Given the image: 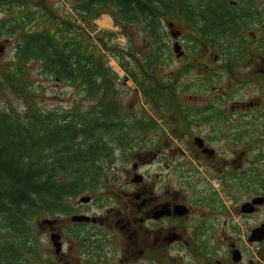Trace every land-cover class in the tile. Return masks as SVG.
Segmentation results:
<instances>
[{"label": "trees", "instance_id": "trees-1", "mask_svg": "<svg viewBox=\"0 0 264 264\" xmlns=\"http://www.w3.org/2000/svg\"><path fill=\"white\" fill-rule=\"evenodd\" d=\"M240 1L239 8L230 5V0H77L72 7L85 25L103 13L110 14L120 29L141 25L140 46L123 51L121 58L126 62L121 60L120 65L156 111L166 113L171 108L184 111L177 81L164 82L157 76L159 56L170 54L161 37L166 11L179 7L188 24L194 25L199 18L201 25L193 33L203 42L197 48H219L226 65L230 49L239 42L241 22L250 13V3ZM11 2L0 0V12L7 16L0 20V34L7 31L16 40L12 62L0 68V92L11 88L22 94L25 107L0 111V264H18L17 252L26 245L33 218L41 211L64 212L65 195H77L89 185H97L106 160L112 163L108 139L122 144L129 136L116 91L119 77L94 47L92 37L77 28L65 30L60 25L65 22L62 17H58L59 26L54 27L50 20V25L39 23L33 29L39 18L58 16L53 8L46 0H38L35 11L23 4L11 6ZM229 36L234 40L230 42ZM102 45L118 58L105 42ZM130 58L138 72L130 66ZM31 60L41 62L45 76L78 87L90 109H41L30 93L33 82L24 77ZM141 121H133L132 130H146ZM6 233L10 236H4Z\"/></svg>", "mask_w": 264, "mask_h": 264}, {"label": "rangeland", "instance_id": "rangeland-1", "mask_svg": "<svg viewBox=\"0 0 264 264\" xmlns=\"http://www.w3.org/2000/svg\"><path fill=\"white\" fill-rule=\"evenodd\" d=\"M11 1V6L23 4L24 8L28 6L27 8H30L32 11L38 9L36 6L38 0ZM76 1L46 0V3L53 8V11L58 16H50L52 19L48 17L39 18L35 22L33 29L39 27V23H47V25H50V20L53 24H56L54 27L59 26L57 25L58 17H62L65 22L60 25H64L65 30L68 28H77L82 34L86 33L89 38L92 37L94 47H97L106 56L108 65L111 66L119 77L116 84V91L117 96L119 95L121 99L122 113L125 119L123 125L128 128L125 130L129 136L122 144H118L113 139H108V146L112 151L110 152L112 163L110 164L106 160L105 166L101 169V175L97 177L98 184L95 186L92 184L91 187L89 185L85 191L77 195H65L68 199L65 202L67 206L64 212L41 211L38 213L31 221L30 225L33 227H30L31 232L26 233L25 240L29 234L34 243L38 241L44 244L46 242L51 243L49 234L47 232H41L40 224L44 218L51 221L52 224L55 223L54 219L58 218L59 223L62 225L61 230L65 234L63 242L67 250L70 244V236L68 233H65L66 231L63 229V226L71 222L70 218L73 213L82 214L84 211V206L78 205L81 197H88L87 195H134L141 191L149 192L150 188L154 185L161 186L164 181H166L171 195H184L185 193L197 191L205 193L199 196L203 200H205L204 195H209L210 192L218 195H221L223 191L225 192V190L219 188V184L222 182L224 189L228 190L229 187L232 192L234 191L235 200L230 203L225 195L222 194L219 196L222 202H218L219 205L215 217L218 219L219 224L228 223L230 217L237 219L238 217L234 214L233 209L234 203L242 202L250 195L249 191L244 189V185L251 180L252 176H258V174L248 173L254 167L258 171L259 166L257 165L247 169L248 173L246 174L247 178L245 179L244 185L240 189H237L233 188L235 182L228 178H231L230 173L233 169H238V160L243 158L244 153L233 152L231 145L227 142L226 136L216 134L207 136L210 143L209 146L215 151L212 158L205 157L196 151H189L185 147V144L188 143L192 136L186 134L181 128L182 111L171 108L166 113L157 112L154 105L144 97L134 83L131 78L132 76L120 65L121 60L123 63L126 62V59L121 58L123 51H128L129 47L136 50V47L140 46L138 43L139 39H142V36H144L143 32L140 31L141 25L137 26L132 24L120 29L114 25L113 19L108 13L101 14L91 20L90 25H85L79 19L80 17L77 12L73 10L72 6ZM231 1L237 2V4L241 2L240 0ZM245 2L250 3V16L243 18L239 32H241L243 39L258 44V29L255 27L252 28V26L258 22L259 17H262V26H264V0H245ZM166 13L167 18L163 19L164 35L161 37L167 43L166 49L169 50L170 54L168 56L162 54L159 56L160 62L157 67V76L163 79L164 82L169 80L170 82L177 81L176 87L178 95L180 96V103L184 104L185 101V105L187 107L189 106L188 110L196 111L199 113V117H202L201 121L207 119V122L211 119V113L215 111H221L226 114L229 111L240 110L242 107H248L250 109L257 107L255 102L260 97V88L258 86L241 88L236 84L230 83L227 74L223 72L224 69L222 71L219 68L213 67L212 53H209L211 50L197 48L198 44H200L199 41H203L196 39V33H193V31L197 29L195 25H201V20L196 18L194 25L186 23L184 17L179 12V7L171 6ZM4 17H7L6 13L1 11L0 20ZM171 28L177 30L176 32L178 33L183 32L184 34L182 40L178 39L181 46L180 50L183 51V54L180 56L174 51L175 39L178 36H171ZM129 40L131 44H129ZM102 41L113 49L112 52L116 53L118 58L103 47ZM15 42L16 40H14L13 35L8 34L7 31L0 34L1 69H5V65H9L12 62L15 56ZM130 59L132 63L130 66L134 71L138 72L139 69L135 61L132 58ZM221 64L222 62L219 65ZM26 67L24 77L33 82L34 88L30 86V93H34L33 96H36L34 97L35 102L37 101L36 103L41 109L54 110L62 108L65 111L77 109L88 111L90 109L89 102L84 100V96L79 93L78 87H74L67 82L56 81L48 75L45 76L42 73L40 61L31 60L27 63ZM196 74H200V77L195 76V78L194 75ZM182 97L183 99H181ZM250 100L254 103L245 104V102ZM24 107L25 98L22 94L11 88H3V91L0 92V111H6L12 108L22 111ZM180 108L183 109L182 105ZM137 119H142L141 122L147 125L146 130H132L131 124L135 120L138 121ZM151 123L153 126H151ZM207 125L210 124L207 123ZM122 131L124 132V129ZM247 155L252 156L257 155V153L251 151L247 152ZM101 162L103 163V160ZM262 172H264V167H262ZM137 174L140 175L139 179L136 178ZM184 174L187 179L186 181L183 179ZM216 177H219L218 180H216ZM252 179L255 178L253 177ZM143 187L144 189H142ZM103 202H105V199ZM68 209L69 212H67ZM204 210H207V208L203 206V212ZM89 211L90 214L97 216L101 214L98 205H91ZM261 212L262 215L259 214L257 217L248 218L246 222L254 223L258 217H263L264 206ZM110 231L111 229L104 227V234L106 235L107 233L111 240H117L118 237L115 236V233L111 235ZM223 231H227V229L219 226V230L213 232L216 243H218L215 248L217 255L214 257L203 255L206 259H200L202 264H206L208 260L216 262V260L225 261L231 258L230 249L224 241V235L230 232ZM4 236L9 237L10 235L6 233ZM209 236H212V233ZM33 241H31V244H34ZM31 244L28 245L29 248H31ZM244 245L245 243L242 244L243 247ZM249 245H251V248H248V251H254L256 254H248L244 263L264 264L263 253L262 263L259 260L260 254H257V251H259L257 245ZM262 250H264V244L262 245ZM21 251L22 249L17 252L18 255L21 254Z\"/></svg>", "mask_w": 264, "mask_h": 264}, {"label": "flooded vegetation", "instance_id": "flooded-vegetation-1", "mask_svg": "<svg viewBox=\"0 0 264 264\" xmlns=\"http://www.w3.org/2000/svg\"><path fill=\"white\" fill-rule=\"evenodd\" d=\"M233 2L230 1V5L239 8L237 2ZM253 27L258 29V44L243 39L239 36L241 32L238 31L239 42H235V46L230 49L226 65L223 64L225 58L221 55L219 48H213L211 53L213 67L222 71L224 69L223 72L227 74L230 83L241 88L252 86L260 88V97L255 102L257 107L254 109L242 107L240 110L229 111L226 114L215 111L211 113V119L207 122V119L201 121L202 117H199L196 111L188 110L189 106L185 105V101L184 104L181 103L184 110L181 112V128L186 134L192 136L185 144L189 151H196L205 157L212 158L215 151L209 146L207 136L216 134L227 137L233 152L244 153L243 158L238 160V169H233L230 173L231 178H228L235 182L233 188L243 187L247 178V169L259 166L258 171L254 167L248 173L258 174V176H252L255 179L251 178L244 185V189L249 191L250 195L242 202L234 203V214L238 218L230 217L228 223L219 224L215 217L218 202L221 201L219 196L225 195L230 203L235 200L234 191L232 192L229 187L228 190L224 189L222 182L219 188L225 192L223 191L221 195L210 192L209 195H204L205 200L199 197L205 193L197 191L184 195H171L166 181L161 186L154 185L149 192L141 191L134 195H87L88 199L82 201L81 197L78 205L84 206L85 213L82 212V214L88 215L90 220L69 222L63 226L65 233L70 236L68 249L66 250L64 246L65 234L61 230L62 225L58 218L54 219L53 224L42 222L41 232L49 234L51 243L44 244L41 241L34 243L28 234L25 240L26 245L18 256V264H202L200 259H206L204 256L217 255L215 248L218 243L213 232L218 231L219 226L227 229L223 232H230L224 235V241L230 249L231 258L225 261L216 260V262L208 260L206 264H245L248 254L255 253L248 251V248H251L249 244L257 245L259 249L257 254H260L259 260L262 263L264 238L262 239V232L257 230L264 225V216L258 217L254 223L246 222L248 218L262 215L261 209L264 206V172H262L264 167V26H262V17H259ZM176 31L171 28V36H178L175 40H182L183 32L179 31L180 34ZM228 39L234 40L230 36ZM221 62L222 64L219 65ZM195 76L200 77V74ZM246 103L254 102L250 100ZM251 151L256 152L257 155H247V152ZM218 178L216 177V180ZM183 179L187 180L185 174ZM104 199L105 202H103ZM91 205L99 206L101 211L99 216L89 213ZM246 205L249 210H244ZM203 206L207 208L204 212ZM29 227L33 226L29 225ZM104 227L111 229V235L115 233L118 239L111 240L107 233L105 235ZM210 233L212 236H209ZM31 241L34 244H31ZM30 244L31 248L28 247ZM234 257L239 259L235 261Z\"/></svg>", "mask_w": 264, "mask_h": 264}, {"label": "water", "instance_id": "water-1", "mask_svg": "<svg viewBox=\"0 0 264 264\" xmlns=\"http://www.w3.org/2000/svg\"><path fill=\"white\" fill-rule=\"evenodd\" d=\"M180 48H181L180 44L178 43V41H176L174 43V51H175V53L178 56H180V55L183 54V51L180 50ZM136 178L139 179L140 178V175L137 174V177ZM87 199H88L87 197H82L81 200L82 201H86ZM244 210H249L247 208V205L245 206ZM71 220L73 222H83V221H89L90 220V217L87 216V215H84V214H74V215L71 216ZM43 222L44 223H51V221H49L48 219H44ZM257 231L258 232H262V239H263L264 238V225H262V227H259ZM238 259H239V257H234V260L235 261H237Z\"/></svg>", "mask_w": 264, "mask_h": 264}]
</instances>
